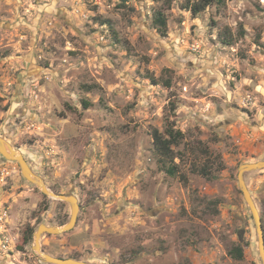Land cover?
Segmentation results:
<instances>
[{"label":"rangeland","instance_id":"rangeland-1","mask_svg":"<svg viewBox=\"0 0 264 264\" xmlns=\"http://www.w3.org/2000/svg\"><path fill=\"white\" fill-rule=\"evenodd\" d=\"M199 2L0 0V136L50 191L79 203L75 228L44 235V253L91 264H262L237 174L264 160V0L186 9ZM166 119L184 135L174 178L152 145ZM203 168L213 180L195 172ZM244 179L264 230V170ZM70 213L17 163H0V264H47L22 235L62 227ZM236 246L240 261L229 256Z\"/></svg>","mask_w":264,"mask_h":264},{"label":"water","instance_id":"water-1","mask_svg":"<svg viewBox=\"0 0 264 264\" xmlns=\"http://www.w3.org/2000/svg\"><path fill=\"white\" fill-rule=\"evenodd\" d=\"M0 157L2 158V162L10 161L17 163L20 169V173L22 177L28 181L30 184L37 187L41 193L51 199L58 200L61 202H65L70 206V218L68 222L63 225L62 227H49L46 225H40L37 231L33 234V247L32 249L40 256L43 262L47 264H91L85 261H79L74 259H63L53 257L49 254H46L42 251L40 240L44 235H53V236H60L72 231L78 221V214H79V203L78 199L70 194L62 195L57 194L50 191L45 182L41 177L35 175L28 165L27 161L23 157V155L19 154L15 151L9 143L5 141L0 136ZM264 170V160L258 161L255 163H247L243 164L238 168L237 174V181L239 189L242 193L243 199L247 204L250 213L252 215L255 231L257 234V246H258V253L261 259L262 264H264V230L262 221L255 205V202L246 186L244 175L247 172H254V171H261Z\"/></svg>","mask_w":264,"mask_h":264},{"label":"trees","instance_id":"trees-1","mask_svg":"<svg viewBox=\"0 0 264 264\" xmlns=\"http://www.w3.org/2000/svg\"><path fill=\"white\" fill-rule=\"evenodd\" d=\"M169 2L175 0H168ZM228 0H200V2L196 5H192L190 7H186L188 11H190L193 15H198L202 11L206 10L208 7L215 5L217 7L225 5ZM103 24L109 23L108 21H103ZM153 26L158 31L161 36H165L167 33V22L165 16L157 11L153 17ZM223 40L222 42L226 46H232L234 44V39L228 30H224L221 33ZM244 34L241 33L239 37H243ZM166 86H169L167 83ZM86 92H90L94 87L92 86H84L83 87ZM96 88V87H95ZM85 106H88L87 103H84ZM173 111L175 110V106L172 107ZM184 139V135L175 128V125L169 119H166L165 126L163 132H158L156 130L152 133V145L154 148V154L159 160L160 164L163 165L165 172L170 177L178 176L177 166L174 165V148L180 146ZM196 173L203 175L209 180H213L214 177L210 176L209 170L203 168L202 170H196ZM34 231L31 229H26L22 235V246L27 245L33 239ZM229 256L236 261H240L243 258V249L241 246H236L231 248L229 251ZM70 259L79 260L77 257H71Z\"/></svg>","mask_w":264,"mask_h":264},{"label":"flooded vegetation","instance_id":"flooded-vegetation-1","mask_svg":"<svg viewBox=\"0 0 264 264\" xmlns=\"http://www.w3.org/2000/svg\"><path fill=\"white\" fill-rule=\"evenodd\" d=\"M1 159H2V158L0 157V163H2Z\"/></svg>","mask_w":264,"mask_h":264},{"label":"bare ground","instance_id":"bare-ground-1","mask_svg":"<svg viewBox=\"0 0 264 264\" xmlns=\"http://www.w3.org/2000/svg\"><path fill=\"white\" fill-rule=\"evenodd\" d=\"M2 160V159H1ZM3 161V160H2Z\"/></svg>","mask_w":264,"mask_h":264}]
</instances>
